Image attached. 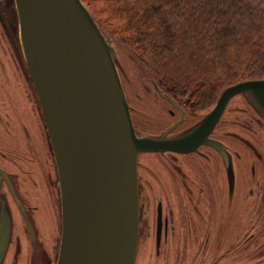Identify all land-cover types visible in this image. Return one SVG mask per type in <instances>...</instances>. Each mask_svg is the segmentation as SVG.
I'll return each instance as SVG.
<instances>
[{
	"label": "flooded vegetation",
	"instance_id": "1",
	"mask_svg": "<svg viewBox=\"0 0 264 264\" xmlns=\"http://www.w3.org/2000/svg\"><path fill=\"white\" fill-rule=\"evenodd\" d=\"M0 49L8 55L3 71L13 69L26 83L25 104L3 100L0 90V212L7 208L11 215L10 241L1 264H57L62 235L60 179L39 97L24 58L15 0H0ZM160 96L171 121L164 127L148 125L130 106L138 135L162 138L174 125L167 138L188 135L213 109L196 112L180 97L162 91ZM26 108L40 132L30 125ZM229 112H233L232 119L227 118ZM241 113L248 117L247 122L238 119ZM6 116L17 121L19 136L11 130ZM254 126L264 133V119L247 97L239 94L228 101L209 134L225 145L227 160L206 141L189 152L150 150L140 154L135 264H229V252L241 254L246 243L264 238V234L254 232L257 222H264V170L257 176L253 169L251 176L239 184L236 165L247 164V160L242 161V154L227 141H245L252 163L259 156L255 149L258 140L224 138L239 130L252 131ZM156 152L155 160L146 158ZM259 160L264 164V157ZM246 184H253L257 192L243 193ZM40 203L48 204V215L59 223V235L54 239L42 230ZM245 222L251 223L245 235L234 234V229ZM254 251L255 255L263 252L259 246Z\"/></svg>",
	"mask_w": 264,
	"mask_h": 264
},
{
	"label": "water",
	"instance_id": "2",
	"mask_svg": "<svg viewBox=\"0 0 264 264\" xmlns=\"http://www.w3.org/2000/svg\"><path fill=\"white\" fill-rule=\"evenodd\" d=\"M24 58L51 138L60 179L62 235L57 264H135L140 223L139 156L194 151L228 101L247 97L264 119V79L233 84L188 135H138L111 38L82 0H15ZM11 215L0 212V264Z\"/></svg>",
	"mask_w": 264,
	"mask_h": 264
},
{
	"label": "trees",
	"instance_id": "3",
	"mask_svg": "<svg viewBox=\"0 0 264 264\" xmlns=\"http://www.w3.org/2000/svg\"><path fill=\"white\" fill-rule=\"evenodd\" d=\"M163 92L193 111L264 79V0H82Z\"/></svg>",
	"mask_w": 264,
	"mask_h": 264
},
{
	"label": "rangeland",
	"instance_id": "4",
	"mask_svg": "<svg viewBox=\"0 0 264 264\" xmlns=\"http://www.w3.org/2000/svg\"><path fill=\"white\" fill-rule=\"evenodd\" d=\"M111 44L113 45L116 52L118 71L133 112L137 114V116L143 122H147L148 125L156 127L166 126L171 121V119L167 118L164 112L166 110L164 105L165 103L163 101L164 99L160 96V92L162 90L158 88L157 84L154 82L152 77L146 72L143 66L132 56L129 49L121 41L113 37L111 38ZM7 57L8 55L6 54V51L0 49V90L2 91V98L5 101L16 100L19 101L21 104H25L26 94L24 90L26 89V83L24 81V78L9 67L6 68V72L3 71L2 67L6 65ZM212 107L203 109L201 110V112L204 113L207 110H210ZM26 115L29 117L30 125L33 127V129L37 132H40V128L38 127L36 121L34 120L27 108ZM243 117L244 114L241 113L239 114L238 119L247 122L246 120L248 117ZM227 118L232 119L233 112H229ZM5 119L6 122L9 124L11 130L16 133L17 136H19L20 131L18 128L17 121L7 116L5 117ZM249 124L251 125L250 122ZM254 128V130L248 132L239 130L233 134H229L228 137L224 136V138L236 136L240 138H253L258 140L255 143V149L259 153L258 158L262 159L264 157V133L260 129H258V126H254ZM219 135H221V132L219 133ZM227 141L242 154V161L247 160V164L245 162H238L236 165V169L238 171L239 184L242 183V180H245L246 178H249L251 176L253 169L255 170L257 176L262 172V170H264V164H262L258 158L256 159L255 157L254 159H252L251 163V155L249 153L248 146L246 145L245 141L239 140L236 143H234L235 141L233 139H227ZM158 153L159 152L150 153V155L146 158H158ZM206 169L211 168L207 166ZM223 169L224 167L221 164L220 170ZM210 172H215V169H211ZM249 192H257V189H255L253 184L245 185L243 193ZM40 205L42 207V210L39 214V217L42 222V230L48 235L50 239H54L57 235H59V223H57V220L54 216L51 217L50 215H48V204L40 203ZM248 208H250V205L248 206ZM248 224L251 223L245 222L238 229H234V234L239 232L241 235H245V233L247 232ZM257 224L258 226L255 227L254 232L257 235L264 234V222L259 220ZM263 240L264 238H261L259 241H255L254 244L250 243L249 245L248 243H246L244 252L241 254L229 252V264L264 263ZM234 245H240V243H235ZM255 246H259V249H261L263 252L259 255H255Z\"/></svg>",
	"mask_w": 264,
	"mask_h": 264
}]
</instances>
